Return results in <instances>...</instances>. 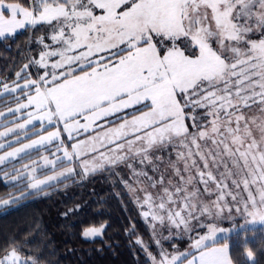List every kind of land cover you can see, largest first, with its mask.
<instances>
[{
    "label": "snow or ice",
    "instance_id": "6c2138e0",
    "mask_svg": "<svg viewBox=\"0 0 264 264\" xmlns=\"http://www.w3.org/2000/svg\"><path fill=\"white\" fill-rule=\"evenodd\" d=\"M37 25L47 26L51 43L39 37L43 50L29 62L36 78L25 64L13 84L0 82V96L16 94L8 112L23 114L0 131V149L12 134L20 145L0 155V165L53 145L54 158L42 160L54 172L66 161L60 176L77 166L83 176L129 169L139 187L127 186L142 192L136 200L153 235L157 223L190 233L193 219L207 218L200 221L206 233L189 235L185 251L169 253L157 239L153 254L137 240L148 264H236L230 238L257 225L264 242V0H0V40ZM55 178L33 177L29 187L42 191ZM213 191L216 198L205 201ZM246 258L259 264L251 248ZM0 264L38 262L13 246Z\"/></svg>",
    "mask_w": 264,
    "mask_h": 264
},
{
    "label": "trees",
    "instance_id": "16d2710c",
    "mask_svg": "<svg viewBox=\"0 0 264 264\" xmlns=\"http://www.w3.org/2000/svg\"><path fill=\"white\" fill-rule=\"evenodd\" d=\"M41 36L48 42L45 25L29 27L18 31L15 37L0 40V82L13 84L17 80L16 73L21 72L25 64L29 65L27 72L36 78L37 67L29 62L38 59L43 50L38 42ZM20 82H23V74ZM15 95L0 96V110L14 105ZM12 123L14 121L0 129ZM34 136L35 133L24 140ZM17 144L14 142L0 152ZM41 150L30 151L20 157L19 162H9L0 168V256L14 246L22 256L35 258L38 264H148L145 252L137 243L139 238L151 241L145 219L109 169L87 176L78 171L73 177L30 193H27L26 177L20 182L9 180V176L19 173L20 170H14L16 167L37 160ZM102 225L105 228L102 236L83 237L88 227ZM258 229L239 240L235 234L230 238L236 264H251L246 258L248 248L253 250L255 260L264 264V242L258 239ZM244 239L256 240V243L245 247Z\"/></svg>",
    "mask_w": 264,
    "mask_h": 264
},
{
    "label": "rangeland",
    "instance_id": "374dc122",
    "mask_svg": "<svg viewBox=\"0 0 264 264\" xmlns=\"http://www.w3.org/2000/svg\"><path fill=\"white\" fill-rule=\"evenodd\" d=\"M47 41L48 42H46V43H51V41L49 39ZM40 70L42 72L44 71L43 69H40ZM9 107H15V104L14 105H11V106H8V107L0 110V111H2V112L5 113V115L3 117H0V126L4 125L6 123H9L11 121H14V123L21 122V120L19 119V117H21L23 114L21 113V114L13 115L12 113H9L8 112V108ZM111 119L112 120H116V117H113ZM14 123H12V124H10V125L2 128V129H0V131H5V129L7 127L13 126ZM101 123H103V122H101ZM49 127H51V126H49ZM38 130H39L38 128L35 129V131H38ZM35 131L29 132V135L34 134ZM97 131H99V129ZM91 134L92 133L90 131L89 133H86L84 135L79 136V139H84L86 136H90ZM26 137L27 136H23L22 135L21 136V140L23 142H28V140L27 141L24 140ZM3 142L5 143V148L8 147L9 145H11L12 143L16 142L15 134H12V135H9L8 137L3 138ZM65 143L66 144H69V143H71V141H68L65 138ZM18 146H20V145L17 144L15 147H18ZM41 149H42L41 150L42 151V154L40 155V157L37 160H34V161H38L39 162L38 165H34L32 163L33 161L30 162L29 164H27V165H29V169L35 168V171L34 172L33 171H30L29 169H26L24 167L25 165H23V167L22 166H18V167H16L14 169V170H16V169L17 170H20L19 173L15 174V175H12V176H9V180L10 181H14V182H20V180L22 178H25L26 177V180L28 181V184H27V187H28L27 193L34 192V191H38V190L31 189L29 187V184L32 181L33 177H38L40 179H47L48 176H55L56 177L55 179H53L52 181H50L48 184L42 185L41 187L43 189L45 187H48L50 185H53V184L58 183L60 181H63L65 179H67V178L73 177V176L77 175L78 171H81V169L77 166L76 169H75V172L72 175H67L66 174L64 176H60L59 175V172L62 171L65 167H67V165H66L63 168H60V165H62L64 163L66 164L67 162L64 161L63 163H61V161L58 160L57 161V164H56V171L54 172L53 169L50 166H47V165H45L43 163L42 157L48 156L50 159L51 158H54L52 156V153L55 151V147L53 145H47L46 147L45 146H42ZM7 150H11V148H9ZM34 150H36V149H32L30 151H34ZM46 150H48V151H46ZM5 151L6 150L1 151L0 152V155H3ZM25 154L26 153H22L19 157L15 158V159H10V160L6 161L4 164L0 165V168L5 167V165L7 163H9V162H15V163L19 162L20 157L24 156ZM57 155H61V154L58 153ZM135 167H137V169H139L140 167H144V170L148 173V176H151L153 178H158V174L152 172L150 165H148V166H141V165H138L137 164V165H135ZM161 167L163 168L164 165L162 164ZM105 169H108V168L106 167ZM105 169L98 170L97 172H105ZM9 173L10 172H8L7 175ZM109 173L111 175H115V178H117V181L120 182V184H122L124 186L126 192L130 196L131 202H133V204L135 205V207L138 209V211L142 215V211L143 210H147V209H146V207L144 209H142L140 207V205L137 203V200H136V197H138V196L141 199L143 198L142 192H140V191L130 192L129 191V188L127 186V185H132L133 187H136V188L139 187V185L136 184L135 178L132 176L131 171L129 169L125 168L124 166H117V167L112 168L111 170H109ZM170 175H171V170L169 169L167 171V173L165 174V180H167L168 176H170ZM14 177H18V178H14ZM140 179L143 181V186H147V184L149 183L147 181V179L144 178V177H141ZM228 184H229V188H231L232 185H231V182L230 181H228ZM200 187H201V192L203 193V186L201 185ZM209 187H210V189H215L216 186H215V184H210ZM148 190L149 191H155V190L150 189V188ZM25 194H26V192L23 195H25ZM216 195H217V193L215 191H213L211 193V195H209L207 193H204L203 194V199L205 201H211V200H214L216 198ZM225 199H226V201H228L229 203H231V197H225ZM224 215L225 216L228 215L227 211H225ZM200 221H204L205 223H208V220H207L206 217H200V220L193 219L189 223L190 233L184 232L182 228L181 229H176L175 227H171L170 228L168 225H165V226L162 227L161 225H159L157 223L156 224V228H155V235H153V228H152L150 222L148 220H145L146 227H147V229H148V231L150 233L151 241L148 240L147 242H145L142 238H139V240L142 241L144 245H147L148 246V249L150 247L153 248L154 250H149L153 254H155L158 251V246L155 243V240H157V239L160 240V244L163 245V247L169 253H175V252H178V251H185V250H188L189 249V246L192 243V240L189 239V235H191L192 237H196L198 234H204V233H206L207 229L205 227L200 226ZM218 223L221 226L225 227V228H227V227L230 226V223L227 220H220V221H218ZM255 227L257 229V228H260L261 226L257 225Z\"/></svg>",
    "mask_w": 264,
    "mask_h": 264
}]
</instances>
